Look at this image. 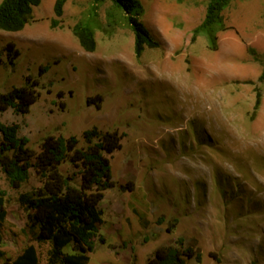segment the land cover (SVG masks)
I'll list each match as a JSON object with an SVG mask.
<instances>
[{"label":"rangeland","instance_id":"1","mask_svg":"<svg viewBox=\"0 0 264 264\" xmlns=\"http://www.w3.org/2000/svg\"><path fill=\"white\" fill-rule=\"evenodd\" d=\"M140 1L159 42L140 57L121 20L111 34L96 30V50L80 45L73 26L93 0H67L60 17L55 0H42L22 30L0 29V91L39 81L29 112L8 108L0 121L19 124L37 151L47 135H76L85 146L82 133L94 126L122 135L108 155L116 185L100 203L106 242L96 239L88 264H149L157 247L179 238L202 255L186 264H264V0L231 1L216 50L192 35L208 0ZM111 5L99 9L104 26ZM9 43L19 50L14 63ZM39 185L34 170L18 189L0 172V264L31 243L47 264L48 245L33 239L30 211L18 202Z\"/></svg>","mask_w":264,"mask_h":264},{"label":"trees","instance_id":"2","mask_svg":"<svg viewBox=\"0 0 264 264\" xmlns=\"http://www.w3.org/2000/svg\"><path fill=\"white\" fill-rule=\"evenodd\" d=\"M41 1L2 0L0 29L9 32L22 30ZM107 1L112 5L107 11L108 25L104 26L99 18V9ZM231 1L208 0L202 21L193 29V39L203 35L208 47L216 50L219 32L227 29L224 11ZM66 2L55 0L57 17L63 15ZM144 11L140 0H93L87 12L73 26V33L85 50L94 51L97 48L96 30L111 34L115 25L120 20L124 21L134 34V52L140 57L147 47L159 46L142 19ZM6 51L9 62L14 63L19 50L9 43ZM48 68L49 65L41 67L39 74ZM258 79L264 81V67ZM38 84L37 79L28 76L25 84L13 86L6 92L0 91V112L12 108L17 113H28L39 97ZM259 104L260 93H257L255 108ZM82 137L86 145L79 147L76 135H47L37 151L28 145L27 136L19 135V124L0 121V172L5 174L12 188L24 186L32 170L40 182L39 186L21 191L18 202L30 211L28 223L35 231L33 239L38 244L48 245L47 264H88L90 253L96 248V239L106 242L105 236L99 233L103 221L100 203L105 191L116 185L108 155L121 148L122 135L118 130H101L94 126L84 130ZM65 162L73 166L72 173L62 171L61 165ZM6 216L5 192L2 190L0 224ZM178 243L157 247L149 264H186L192 258L201 261V253L184 245L183 238H179ZM3 254L0 250V257ZM39 261L38 249L31 243L15 258H6L3 264H39Z\"/></svg>","mask_w":264,"mask_h":264}]
</instances>
